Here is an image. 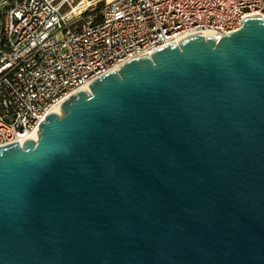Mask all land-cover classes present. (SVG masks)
<instances>
[{
  "label": "water",
  "instance_id": "obj_1",
  "mask_svg": "<svg viewBox=\"0 0 264 264\" xmlns=\"http://www.w3.org/2000/svg\"><path fill=\"white\" fill-rule=\"evenodd\" d=\"M88 90L0 147V264H264V17Z\"/></svg>",
  "mask_w": 264,
  "mask_h": 264
},
{
  "label": "built area",
  "instance_id": "obj_2",
  "mask_svg": "<svg viewBox=\"0 0 264 264\" xmlns=\"http://www.w3.org/2000/svg\"><path fill=\"white\" fill-rule=\"evenodd\" d=\"M254 16L264 17V0H21L0 6V147L22 146L47 114L125 63L204 32L220 39Z\"/></svg>",
  "mask_w": 264,
  "mask_h": 264
},
{
  "label": "bare ground",
  "instance_id": "obj_3",
  "mask_svg": "<svg viewBox=\"0 0 264 264\" xmlns=\"http://www.w3.org/2000/svg\"><path fill=\"white\" fill-rule=\"evenodd\" d=\"M90 6H92V5H87V6L84 7L82 10H86V9L89 8ZM203 36H204V37H212V38H214V39H218V38H219L218 35H216V34H214V33H211V32H204V33H203ZM83 91L89 92V90H88L87 87L83 88ZM53 113L58 114V115H61L60 108H55V109L53 110ZM38 132H39V131H38ZM28 138H29V140L37 141V140H38L37 131H36V132H33Z\"/></svg>",
  "mask_w": 264,
  "mask_h": 264
},
{
  "label": "rangeland",
  "instance_id": "obj_4",
  "mask_svg": "<svg viewBox=\"0 0 264 264\" xmlns=\"http://www.w3.org/2000/svg\"><path fill=\"white\" fill-rule=\"evenodd\" d=\"M15 3H17V2H14V1H10V0H6L5 2H2L1 4H0V6H9V7H11V6H13Z\"/></svg>",
  "mask_w": 264,
  "mask_h": 264
},
{
  "label": "trees",
  "instance_id": "obj_5",
  "mask_svg": "<svg viewBox=\"0 0 264 264\" xmlns=\"http://www.w3.org/2000/svg\"><path fill=\"white\" fill-rule=\"evenodd\" d=\"M10 1H14V2H20L21 0H10Z\"/></svg>",
  "mask_w": 264,
  "mask_h": 264
}]
</instances>
